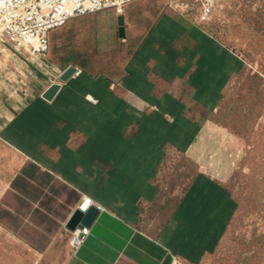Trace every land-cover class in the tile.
<instances>
[{
    "label": "crops",
    "instance_id": "crops-1",
    "mask_svg": "<svg viewBox=\"0 0 264 264\" xmlns=\"http://www.w3.org/2000/svg\"><path fill=\"white\" fill-rule=\"evenodd\" d=\"M123 16L121 41L114 10L64 26L55 40L70 63L30 67L28 91L0 105V155L56 177L77 194L76 208L84 197L102 207L65 264H171L173 255L204 264L237 211L211 169L222 132L207 117L244 62L169 8L150 15L146 2L129 0ZM69 66L77 71L61 83ZM53 83L61 88L47 101ZM176 158L187 160L180 171L189 182L167 209L161 183L174 177L166 167Z\"/></svg>",
    "mask_w": 264,
    "mask_h": 264
},
{
    "label": "rangeland",
    "instance_id": "rangeland-1",
    "mask_svg": "<svg viewBox=\"0 0 264 264\" xmlns=\"http://www.w3.org/2000/svg\"><path fill=\"white\" fill-rule=\"evenodd\" d=\"M142 1L150 15L170 9L169 0ZM202 25L244 62L219 109L207 117L223 133L215 136L211 169L229 189L237 211L220 247L204 264H264V0H224ZM65 30L50 33L48 58H32L4 45L10 56L5 62L0 51V105L28 91L30 67L48 60L70 63V53L55 40ZM70 38L68 33V45ZM5 158L0 155V264H65L73 251L66 223L76 209L77 194L34 164L15 159L11 166ZM186 163L176 158L166 167L174 171V177L167 173L161 183L167 209L188 185L182 174L186 170L180 171ZM3 165L9 167L4 174Z\"/></svg>",
    "mask_w": 264,
    "mask_h": 264
},
{
    "label": "built area",
    "instance_id": "built-area-1",
    "mask_svg": "<svg viewBox=\"0 0 264 264\" xmlns=\"http://www.w3.org/2000/svg\"><path fill=\"white\" fill-rule=\"evenodd\" d=\"M224 0H169V6L181 16H193L202 25L208 23ZM129 0H0V43L11 46L19 54L29 47V55L45 57L50 48L49 35L64 27L69 21L88 14L114 10L124 15ZM16 44L20 49L15 48ZM95 207L91 198L84 197L77 210L83 214ZM89 228L83 226L70 231L73 250L82 245L89 236ZM171 264H184L172 256Z\"/></svg>",
    "mask_w": 264,
    "mask_h": 264
},
{
    "label": "water",
    "instance_id": "water-1",
    "mask_svg": "<svg viewBox=\"0 0 264 264\" xmlns=\"http://www.w3.org/2000/svg\"><path fill=\"white\" fill-rule=\"evenodd\" d=\"M118 34L120 39L126 38L125 30V18L123 15L118 16ZM77 69L74 66H69L60 76L59 81L61 83L68 81L75 73ZM61 83H53L43 94L42 97L47 101H52L57 95L61 88ZM98 215V211L95 207H92L87 214H83L79 210H75L70 216L68 222L66 223V228L69 231H74L76 228H82L83 226L89 227L93 220Z\"/></svg>",
    "mask_w": 264,
    "mask_h": 264
},
{
    "label": "bare ground",
    "instance_id": "bare-ground-1",
    "mask_svg": "<svg viewBox=\"0 0 264 264\" xmlns=\"http://www.w3.org/2000/svg\"><path fill=\"white\" fill-rule=\"evenodd\" d=\"M2 47H0V51L2 52V54H4V61L7 62V58L10 56V52L8 47L7 46H4L3 44H0ZM12 45L17 48V49H20V47L16 44H13ZM23 53L27 54L30 52V49L29 47H24L23 49H20ZM6 53V54H5ZM8 53V54H7ZM29 55V54H28ZM32 58H34V55H31Z\"/></svg>",
    "mask_w": 264,
    "mask_h": 264
}]
</instances>
